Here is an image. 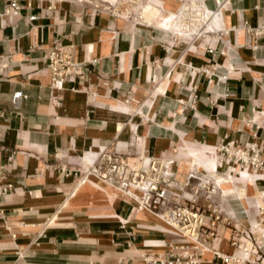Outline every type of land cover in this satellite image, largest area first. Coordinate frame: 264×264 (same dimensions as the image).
Segmentation results:
<instances>
[{"label": "crops", "instance_id": "1", "mask_svg": "<svg viewBox=\"0 0 264 264\" xmlns=\"http://www.w3.org/2000/svg\"><path fill=\"white\" fill-rule=\"evenodd\" d=\"M126 1L129 14L118 0H18L10 15L0 0V186H11L0 195V264H164L188 243L130 194L93 177L77 184L109 144L143 165L162 161L176 193L198 190L194 205L220 212L211 246L222 255L234 226L264 249V179L219 152L255 146L264 160V36L241 28L264 22V0L217 13L218 0ZM199 11L192 30L173 28ZM54 44L75 64L61 88L45 58ZM19 90L27 98L15 107ZM239 235L244 258L253 244ZM198 264L226 263L207 251Z\"/></svg>", "mask_w": 264, "mask_h": 264}, {"label": "built area", "instance_id": "2", "mask_svg": "<svg viewBox=\"0 0 264 264\" xmlns=\"http://www.w3.org/2000/svg\"><path fill=\"white\" fill-rule=\"evenodd\" d=\"M7 3L6 13L15 15L20 12L21 6L18 0H5ZM228 0H218L216 13L220 10L223 2ZM99 11H101L97 7ZM264 10V2L262 5ZM187 10V9H186ZM112 15H115L109 9L103 10ZM116 16V15H115ZM31 16L30 19H33ZM186 22L185 30L188 31L193 26L195 19L188 22L187 17L183 18ZM208 19V18H207ZM139 24H145L139 23ZM202 27V26H201ZM199 27L196 32H193L192 39L200 37L204 34ZM247 33L254 36H264V22L258 24L255 28H250L247 20H243L241 26ZM212 51V49H208ZM47 68L51 73V85L55 88H61L65 78L74 71L75 64L70 56L65 54L63 50L54 44L53 47L45 55ZM7 67L6 62H0V79L3 78L4 70ZM25 99L27 96L20 90L16 91L11 96V104L18 107L15 102L19 99ZM219 152L227 158L231 156L240 161L243 166L250 165L253 171H258L261 179H264V160L259 155V151L255 146L239 147L236 146L231 152L228 146L222 147ZM130 157L117 152L109 144L104 149L98 151L92 158L86 168L81 171L79 184L84 179L95 178L105 184H110L122 192L130 194L138 199L139 203L154 212L164 214L167 222L177 228V234L187 240V244L173 248L179 251L171 252L169 255L172 259L164 260V264H198V256L204 252L210 251L217 258L223 259L226 264L246 263V264H264V249L261 243L256 240L253 234L242 232L236 226L233 227L232 235L229 240V245L232 248L230 253L222 255L218 249L213 248L212 243L218 237L217 228L220 221V212L211 209L209 212L196 207L194 204L198 200V190L193 192L196 196H182L173 191L169 185V177L172 175L167 173V166L164 165V170L160 171L156 167L160 166L159 159H148L144 166L137 167L138 161L130 162ZM142 163L143 159L138 158ZM161 167V166H160ZM77 171H74L76 174ZM71 171H67L69 175ZM193 175L190 174L185 185L189 184V179ZM10 185L0 186V195L5 194L10 190ZM205 198H208L206 196ZM180 199H184L189 203H180ZM208 208V207H207ZM228 225V223H225ZM239 233H243L252 241L253 249L247 257L235 255V248L239 247ZM194 251L191 252V251Z\"/></svg>", "mask_w": 264, "mask_h": 264}, {"label": "bare ground", "instance_id": "3", "mask_svg": "<svg viewBox=\"0 0 264 264\" xmlns=\"http://www.w3.org/2000/svg\"><path fill=\"white\" fill-rule=\"evenodd\" d=\"M78 1H82V0H78ZM124 3V0H118V2H117V4H123ZM97 7H99V5L98 4H95ZM110 8H111V5L109 4V5H107V6H102L101 7V10H107V9H109L110 10ZM114 6H113V10H110V11H112L114 14H115V11H114ZM148 9H150V8H148ZM123 11L124 12H126L127 14H129V10H128V8H124L123 9ZM189 10H188V8H187V10H186V13L188 12ZM186 13H182L181 14V17L179 18V20L178 19H176V16H174V18H173V21H174V23L172 22V24L174 25V27L173 28H175L176 30L178 29L179 30V32H184L185 31V28H186V22H185V20L183 19V18H185L186 16H187V14ZM116 15V14H115ZM191 15L193 16L194 15V17H195V22H193L194 24H193V26L192 27H190L189 28V30H192L193 29V27L194 26H196L197 25V23H198V21H199V19H200V16H201V13H200V11L199 12H192L191 13ZM138 17L139 18H142V15H141V13H138ZM18 102V100H16V102H15V104ZM130 159H132V160H135L134 158H130ZM143 162V161H142ZM159 162H160V166H158V167H156L157 169H160V171H162L164 168V164H163V162L162 161H160L159 160ZM139 166H144L143 165V163H138L137 164V167H139ZM244 170H246V171H250V172H252V168H251V166L250 165H247V166H244V168H243ZM107 185H109V186H112V185H110V184H107ZM203 186H205V183L203 184ZM112 187H114V186H112ZM142 206V205H141ZM143 207V206H142ZM144 209H146V210H149V209H147V208H145V207H143ZM149 211H152V210H149ZM152 212H154V211H152ZM154 213H156V214H161V213H159V212H154ZM163 216V218H165V216H164V214L162 215ZM166 219V218H165ZM173 226V225H172ZM176 230H177V228L175 227V226H173ZM178 231V230H177ZM179 232V231H178Z\"/></svg>", "mask_w": 264, "mask_h": 264}, {"label": "rangeland", "instance_id": "4", "mask_svg": "<svg viewBox=\"0 0 264 264\" xmlns=\"http://www.w3.org/2000/svg\"><path fill=\"white\" fill-rule=\"evenodd\" d=\"M74 1H76V0H74ZM142 1V0H141ZM93 4H95V3H93ZM133 3L131 2V1H126V2H124L123 4H121V8L122 9H124V8H128V9H132V7H133ZM19 102H17V104H18ZM130 160V162H133V161H135V160H132V159H129Z\"/></svg>", "mask_w": 264, "mask_h": 264}]
</instances>
